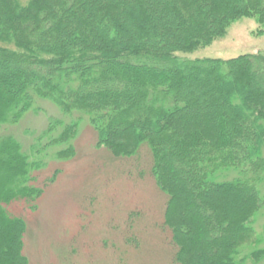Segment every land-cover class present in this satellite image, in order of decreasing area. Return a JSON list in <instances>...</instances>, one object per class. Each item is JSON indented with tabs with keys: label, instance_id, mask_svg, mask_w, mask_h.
<instances>
[{
	"label": "trees",
	"instance_id": "trees-1",
	"mask_svg": "<svg viewBox=\"0 0 264 264\" xmlns=\"http://www.w3.org/2000/svg\"><path fill=\"white\" fill-rule=\"evenodd\" d=\"M242 17L264 26V0H0V126L41 98L65 115L83 112L114 156L146 143L177 264H239L252 242L245 257L259 261L264 57L177 54ZM77 128L50 119V143L65 145L57 159L73 155ZM29 155L13 135L0 136V264H28L25 220L5 205L43 192L31 184L42 163Z\"/></svg>",
	"mask_w": 264,
	"mask_h": 264
},
{
	"label": "rangeland",
	"instance_id": "rangeland-1",
	"mask_svg": "<svg viewBox=\"0 0 264 264\" xmlns=\"http://www.w3.org/2000/svg\"><path fill=\"white\" fill-rule=\"evenodd\" d=\"M177 54L188 59L264 57V26L242 17L209 44ZM33 106L17 123L0 126V136L13 135L30 160L42 163L31 180L43 188L42 194L34 201L18 199L5 205L10 214L25 220L23 253L28 264H177L176 247L164 223L167 196L155 183L146 143L131 156H114L96 144L95 130L83 112L65 115L41 98ZM51 118L78 121L71 141L74 153L68 159L55 157L65 145L50 143L46 129ZM253 227L263 246L264 208L254 216ZM254 244L241 249L239 264H264V258L245 257Z\"/></svg>",
	"mask_w": 264,
	"mask_h": 264
}]
</instances>
